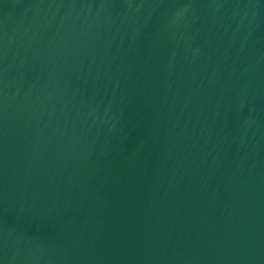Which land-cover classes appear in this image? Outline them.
Instances as JSON below:
<instances>
[{
    "label": "water",
    "instance_id": "obj_1",
    "mask_svg": "<svg viewBox=\"0 0 264 264\" xmlns=\"http://www.w3.org/2000/svg\"><path fill=\"white\" fill-rule=\"evenodd\" d=\"M0 264H264V0H0Z\"/></svg>",
    "mask_w": 264,
    "mask_h": 264
}]
</instances>
